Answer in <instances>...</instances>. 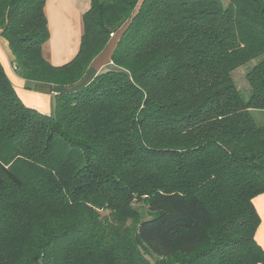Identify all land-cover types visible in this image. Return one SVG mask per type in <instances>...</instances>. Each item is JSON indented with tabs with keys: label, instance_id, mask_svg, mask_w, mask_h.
Masks as SVG:
<instances>
[{
	"label": "trees",
	"instance_id": "16d2710c",
	"mask_svg": "<svg viewBox=\"0 0 264 264\" xmlns=\"http://www.w3.org/2000/svg\"><path fill=\"white\" fill-rule=\"evenodd\" d=\"M46 1L0 0L16 75L60 90L41 114L0 65V264H264V0H90L59 66Z\"/></svg>",
	"mask_w": 264,
	"mask_h": 264
},
{
	"label": "crops",
	"instance_id": "0c3cea01",
	"mask_svg": "<svg viewBox=\"0 0 264 264\" xmlns=\"http://www.w3.org/2000/svg\"><path fill=\"white\" fill-rule=\"evenodd\" d=\"M50 0L46 1L45 14L50 28V39L43 45L44 58L52 65L59 66L70 61L78 50V42L82 33V16L89 9L90 0ZM72 7L76 12L70 15ZM68 28V29H67ZM47 45L48 48H47ZM114 47L106 49L91 65L85 82L93 76L113 68L110 63V53ZM47 50V55L46 51ZM0 65L8 77L16 95L25 107L49 115L52 109L53 97L60 90L56 87L34 83L30 88L27 82L19 78L13 65V57L6 42L0 37ZM84 83V82H83ZM82 85V84H81ZM71 90V89H69ZM254 205L260 217L255 240L264 251V195L255 198Z\"/></svg>",
	"mask_w": 264,
	"mask_h": 264
},
{
	"label": "rangeland",
	"instance_id": "374dc122",
	"mask_svg": "<svg viewBox=\"0 0 264 264\" xmlns=\"http://www.w3.org/2000/svg\"><path fill=\"white\" fill-rule=\"evenodd\" d=\"M52 1L53 0H50L49 2H52ZM75 12H76L75 7H72V10H71V13H70V15L72 16V20L74 19L73 14ZM48 29H49V34H50L51 32H50L49 26H48ZM116 32H115V34H117ZM115 34H114V36H110L109 37V41H108V45H107L108 49L114 47L116 42H117V39H118L117 35L118 34L117 35H115ZM50 37H51V35H50ZM50 37H49V39H50ZM79 41H80V38H79ZM78 45H79V42H78ZM48 46L49 45H47V48H48ZM45 52H46V55H47V50ZM259 61H260V59H254V60H251L249 62H246L243 65L237 67L231 74L234 84L236 85L237 89L239 90V92L241 93V95L245 99L248 98V96L250 94V88H249L248 83H247V81L245 79V76ZM255 117H256V115H255Z\"/></svg>",
	"mask_w": 264,
	"mask_h": 264
}]
</instances>
